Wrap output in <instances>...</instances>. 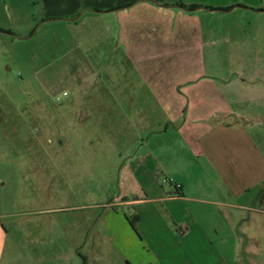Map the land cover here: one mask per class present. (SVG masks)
<instances>
[{"label": "rangeland", "instance_id": "374dc122", "mask_svg": "<svg viewBox=\"0 0 264 264\" xmlns=\"http://www.w3.org/2000/svg\"><path fill=\"white\" fill-rule=\"evenodd\" d=\"M0 2V221L16 264H113L102 215L135 190L119 178L124 145L183 162L185 117L264 113V13L141 0L98 20L85 6L57 18L40 0ZM139 128L133 143L117 135Z\"/></svg>", "mask_w": 264, "mask_h": 264}, {"label": "crops", "instance_id": "0c3cea01", "mask_svg": "<svg viewBox=\"0 0 264 264\" xmlns=\"http://www.w3.org/2000/svg\"><path fill=\"white\" fill-rule=\"evenodd\" d=\"M40 1L44 11L57 18L85 6L89 10L81 16L94 14L99 20L107 14L119 20V10L141 0ZM146 1L158 9L194 5L192 11L206 9L211 15L264 13V0ZM7 5L0 2V27L5 25L2 16L7 19ZM263 114L211 110L196 115L194 126L185 117L183 128L177 129L181 146L188 149L183 162L167 159L157 148L126 155L131 149L124 143L119 178L135 190L106 204L102 215L113 264H264V143L251 130L262 127ZM179 116L171 113L172 118ZM139 132L123 130L117 135H132L133 143ZM162 175L179 187L161 184ZM16 246L0 221V264H16Z\"/></svg>", "mask_w": 264, "mask_h": 264}, {"label": "built area", "instance_id": "2783aa9c", "mask_svg": "<svg viewBox=\"0 0 264 264\" xmlns=\"http://www.w3.org/2000/svg\"><path fill=\"white\" fill-rule=\"evenodd\" d=\"M62 95H63V96L66 95V92L63 91ZM56 99H58V97H56ZM161 182H163V183H171L172 185L175 186V188H178V187H179V184L176 183L172 178L162 177V178H161Z\"/></svg>", "mask_w": 264, "mask_h": 264}, {"label": "trees", "instance_id": "16d2710c", "mask_svg": "<svg viewBox=\"0 0 264 264\" xmlns=\"http://www.w3.org/2000/svg\"><path fill=\"white\" fill-rule=\"evenodd\" d=\"M181 6H186L187 8H190V9H193V8H195V6H194V5H181ZM3 32H6V31H3Z\"/></svg>", "mask_w": 264, "mask_h": 264}, {"label": "water", "instance_id": "95a60500", "mask_svg": "<svg viewBox=\"0 0 264 264\" xmlns=\"http://www.w3.org/2000/svg\"><path fill=\"white\" fill-rule=\"evenodd\" d=\"M138 1V0H137ZM150 1H153V0H150ZM188 10H192V9H188Z\"/></svg>", "mask_w": 264, "mask_h": 264}]
</instances>
